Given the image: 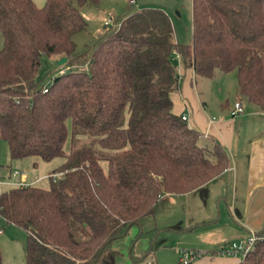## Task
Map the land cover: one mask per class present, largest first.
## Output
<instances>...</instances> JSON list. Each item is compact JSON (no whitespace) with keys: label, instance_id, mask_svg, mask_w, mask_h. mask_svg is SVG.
Wrapping results in <instances>:
<instances>
[{"label":"trees","instance_id":"16d2710c","mask_svg":"<svg viewBox=\"0 0 264 264\" xmlns=\"http://www.w3.org/2000/svg\"><path fill=\"white\" fill-rule=\"evenodd\" d=\"M99 1L0 0V141L10 160L64 158L45 188L0 191V229L25 233L24 264H114L112 242L132 230L128 257L138 240L149 254L159 229L140 227L160 198L229 168L223 147L171 112L175 56L199 78L233 72L238 96L264 114V0H191L187 44L174 41L163 10L139 9L76 55L81 10ZM43 56L67 67L45 86ZM254 235L240 264H264V227Z\"/></svg>","mask_w":264,"mask_h":264},{"label":"crops","instance_id":"0c3cea01","mask_svg":"<svg viewBox=\"0 0 264 264\" xmlns=\"http://www.w3.org/2000/svg\"><path fill=\"white\" fill-rule=\"evenodd\" d=\"M30 1L37 8L45 2ZM86 12H82V15L88 22ZM173 64L179 78V89L171 96L172 114L184 115L189 128L223 147L230 166L193 192L163 196L154 207L153 219L142 222L140 228L143 231L159 229L153 242L162 233L173 235L172 247L165 245L163 238L158 247V251L163 252L153 253L152 242V251L146 254L149 243L138 240L132 246V256L135 258L132 260L128 257L136 234L132 230L126 238L112 242L110 249L116 254L114 264H178L180 250L204 254L189 264H240L242 259L238 257H209L205 254L214 252L224 244L243 241L251 234L255 236L264 227V114L250 103L242 104L233 96V103L239 102L243 112L231 117L232 107L221 90H217V98L212 99L207 84H204L203 91V82L199 80L197 83L199 77L194 75L192 69L183 68L177 56ZM197 84L201 91L197 90ZM9 174L1 180H5ZM10 182L9 187H15L19 182L36 185V181H28L24 173L10 178ZM179 202L186 203L182 215L177 207ZM3 229H0V235H3Z\"/></svg>","mask_w":264,"mask_h":264},{"label":"rangeland","instance_id":"374dc122","mask_svg":"<svg viewBox=\"0 0 264 264\" xmlns=\"http://www.w3.org/2000/svg\"><path fill=\"white\" fill-rule=\"evenodd\" d=\"M130 1H133V4H130ZM143 8H157L163 10L170 20L174 41L179 44L189 43L191 0H100L98 6H86L81 10L82 12L87 11L86 13H88L89 20L87 22L86 31L74 36L75 54L81 55L87 46H91L95 43L97 37L109 29L113 30L116 28L117 21L124 16ZM85 60L86 57L82 56L76 61V64L82 66L85 63ZM65 69H67L65 64L58 66L57 61H55L54 58L43 56L40 59V67L38 71L41 85H48L54 76L58 75L59 72ZM196 80L197 83L199 80L203 82L201 83L203 84V91L204 84H207L206 88L207 91L210 92L212 99L216 97V91L221 90L223 96L226 97L231 107L233 105L234 97L237 100H240L242 104L247 105V102L237 94L236 79L233 72L226 74L216 72L209 80L201 78H197ZM196 88L198 91H201L199 84L196 85ZM79 139L81 141H79L77 145H80L82 142H89L85 137H79ZM68 149L69 146L66 144L64 147L65 154H67ZM63 161V157L54 158L49 162H43L36 157L10 160L6 143L0 141V180L5 178L7 173H24L27 176L28 181H36L37 186L46 187L48 184V176L53 171H56L62 165ZM6 190V187H0V191L3 192ZM185 204V202H179L177 205V207L181 209V215L183 214ZM215 204L216 202L214 203V206ZM176 214L179 215V212H176ZM2 232L3 235H0L1 264H24L23 245L25 241V233L13 226H5ZM162 239L163 243L168 246L172 243L173 235H167L166 233L159 235L156 241L153 242V253L159 254L160 252H163L158 251V247L160 246L159 242ZM169 247H172L171 244Z\"/></svg>","mask_w":264,"mask_h":264},{"label":"built area","instance_id":"2783aa9c","mask_svg":"<svg viewBox=\"0 0 264 264\" xmlns=\"http://www.w3.org/2000/svg\"><path fill=\"white\" fill-rule=\"evenodd\" d=\"M133 1H130V4H132ZM110 23V22H109ZM64 70L59 72L58 74L63 73ZM42 92H45V90H42ZM243 112L242 107L239 102H235L232 105L230 116L235 117L241 115ZM181 120L186 122V117L184 115L181 116ZM17 172H13L9 175L8 180L0 181V186H10V178H15L18 176ZM18 187L26 186L23 182H19L16 184ZM1 234V231H0ZM255 236L252 234L247 237L244 241L239 242H231L224 244L222 246H219L214 252L207 253L205 255L210 256H218V257H225V258H244L245 255L248 253V251L251 249L253 243L255 242ZM202 253L196 252V251H188V250H180L178 252V264H189L193 259L201 257Z\"/></svg>","mask_w":264,"mask_h":264},{"label":"water","instance_id":"95a60500","mask_svg":"<svg viewBox=\"0 0 264 264\" xmlns=\"http://www.w3.org/2000/svg\"><path fill=\"white\" fill-rule=\"evenodd\" d=\"M65 62H66L65 59L58 60V61H57V65H58V66L64 65Z\"/></svg>","mask_w":264,"mask_h":264}]
</instances>
